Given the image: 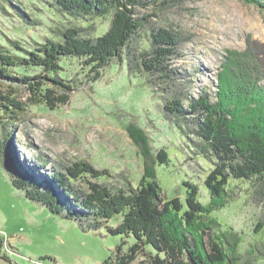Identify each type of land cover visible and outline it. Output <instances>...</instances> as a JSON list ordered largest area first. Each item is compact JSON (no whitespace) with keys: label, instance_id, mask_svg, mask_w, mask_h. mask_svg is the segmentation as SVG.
Wrapping results in <instances>:
<instances>
[{"label":"trees","instance_id":"16d2710c","mask_svg":"<svg viewBox=\"0 0 264 264\" xmlns=\"http://www.w3.org/2000/svg\"><path fill=\"white\" fill-rule=\"evenodd\" d=\"M143 1L41 0L57 17L89 21L110 16V25L96 38L87 36L84 27L62 26L51 29L58 40L45 37L33 46L10 40L12 52L0 51V80L9 82L7 89H0V165L8 171L15 189L51 214L76 221L85 231L104 228L111 236L133 239L126 252L118 247L114 259L109 258L105 264H133L139 255L144 256V264H251L239 252L240 234L223 230L212 215L238 200L232 181L249 183L254 194L264 197V42L247 37L243 51L228 50L221 59L214 91L201 89L196 97L180 91L162 106L164 117L211 165L203 180L209 194L206 204L198 200L199 186L190 181L182 182L186 189L184 203L162 196L154 166L168 165L169 156L160 148L152 157L147 133L136 126H129V131L138 134L135 143L144 160L137 185L125 176L126 183L121 187L93 182L110 174L83 161L63 170L53 167L38 180L18 161L13 131L27 105L14 96L13 87L28 92V104L41 103L50 110L66 105L74 89L61 76L63 60L76 59L88 70L92 83L113 60L125 61L128 74L145 76L152 88L159 82L176 81L173 60L179 56L183 39L169 27L148 26V19L137 11L145 8ZM173 1L177 4L186 0ZM240 1L264 11V0ZM168 2L164 4L168 6ZM6 6L15 9L26 24H40L23 5L0 0V12L6 13ZM146 25L147 43L134 47ZM14 69H36L39 73L13 76ZM189 82L185 80V85ZM117 215L121 216L120 223L108 226ZM263 226L261 220L255 234ZM1 258L11 264L7 256Z\"/></svg>","mask_w":264,"mask_h":264},{"label":"rangeland","instance_id":"374dc122","mask_svg":"<svg viewBox=\"0 0 264 264\" xmlns=\"http://www.w3.org/2000/svg\"><path fill=\"white\" fill-rule=\"evenodd\" d=\"M11 1L23 5L40 24H26L15 9L6 6L7 12H0V51H11L10 40L33 46L45 37L54 38L51 29L56 31L62 26L84 27L87 36L96 38L110 25V16L89 21L66 20L57 17L41 0ZM143 3L145 8L137 11L148 19V26L169 27L183 39L178 46L179 56L173 60L176 81L159 82L152 88L145 76L128 74L125 61L113 60L100 79L92 83L88 70L76 59H65L61 63V76L74 89L66 105L50 110L41 103L28 104V92L13 87L14 96L27 105L13 131L17 158L38 180L42 174L53 171V167L63 170L83 161L110 174L93 182L121 187L126 183L122 177L125 176L137 185L143 175L144 160L135 143L138 134L129 131L131 126H136L147 133L152 157L160 148L169 156L168 165L154 166L162 196L179 198L184 203L186 189L182 182L190 181L199 186L198 200L206 204L209 194L203 180L211 165L196 154L186 135L164 117L162 106L180 91L187 97H196L201 89L214 91L221 59L228 50L243 51L247 37L264 42V11L240 0H186L177 4L173 0H144ZM147 32L146 25L133 42L134 47L147 43ZM12 72L13 76H34L39 70ZM185 80L190 81L188 85ZM8 84L0 80V89H7ZM231 184L237 187L238 200L212 217L223 230L240 234L239 252L245 261L264 264V226L260 233L254 232L264 220V197L254 194L249 183L232 181ZM120 220V215L114 216L108 226L115 227ZM0 239V254L7 256L11 264H105L109 258L114 259L118 247L126 252L133 244L131 237L111 236L104 228L85 231L78 222L53 215L29 201L13 187L2 165ZM144 261V256L139 255L133 264Z\"/></svg>","mask_w":264,"mask_h":264},{"label":"crops","instance_id":"0c3cea01","mask_svg":"<svg viewBox=\"0 0 264 264\" xmlns=\"http://www.w3.org/2000/svg\"><path fill=\"white\" fill-rule=\"evenodd\" d=\"M2 256H4V255L0 254V263H1V264H9V263H7L6 261H4V260L1 258Z\"/></svg>","mask_w":264,"mask_h":264}]
</instances>
